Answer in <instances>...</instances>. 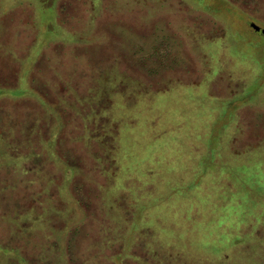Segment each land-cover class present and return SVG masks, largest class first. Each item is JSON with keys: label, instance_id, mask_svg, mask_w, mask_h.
Returning a JSON list of instances; mask_svg holds the SVG:
<instances>
[{"label": "rangeland", "instance_id": "374dc122", "mask_svg": "<svg viewBox=\"0 0 264 264\" xmlns=\"http://www.w3.org/2000/svg\"><path fill=\"white\" fill-rule=\"evenodd\" d=\"M254 24L264 0H0V81L21 68L44 94L0 112L41 124L55 183L49 197L43 176L0 168V210L20 205L16 178L35 183L40 219L21 238L40 264H264ZM16 227L0 220V236Z\"/></svg>", "mask_w": 264, "mask_h": 264}, {"label": "trees", "instance_id": "16d2710c", "mask_svg": "<svg viewBox=\"0 0 264 264\" xmlns=\"http://www.w3.org/2000/svg\"><path fill=\"white\" fill-rule=\"evenodd\" d=\"M47 7L50 8V6ZM20 70L21 68L15 71L17 81L14 84L3 83L0 81V100L7 99L9 97L17 98L16 100L18 101L33 98L34 101L39 103V105L41 103L44 104V94L39 92L35 83L30 84L29 81H27V77L26 79H23ZM48 106V112L51 115L54 113L56 114L57 111L53 109L50 103H48ZM40 126L41 124L34 121L26 123V120H21L19 117H14L11 114L3 115L0 112V155L7 156L9 158L8 160L1 162L0 168L2 169L5 167L8 172H13L17 169L16 171L18 172L23 171L24 173L34 174L39 176V178L43 176L48 188L46 193H48L50 195L49 197H51L52 195H55V192H53L55 183L51 178H49L51 181L48 180L46 173L43 171L42 164H40V160L36 159L37 156L40 155L39 145H43V140L39 132ZM55 135L57 137V131L55 132L54 129L52 130L51 136L46 143V149L48 150L50 158L55 157L57 154L55 147ZM19 156L24 158V163H11V158L15 161V157ZM30 161L33 162L30 163ZM63 169L65 176L64 182L69 183L75 175V171L72 167H69L66 164ZM16 179L19 180L20 183L19 192L16 194L18 195L20 205L14 208L5 206L2 210H0V220L8 222L13 221V223L17 225L16 228H8V232L6 231V234L1 233L0 257H2L4 261L2 263L0 262V264H40L41 258L38 261V257H36L33 253L28 252L27 244L21 238V236L25 235L30 229H32V224L31 226L28 225L31 218L40 219V214L38 213V200L40 193L38 189L32 187L35 183L30 180L22 178ZM3 182L4 181H1L0 184ZM12 182L13 184L11 186H18L15 180ZM10 183L11 182H8L7 185ZM29 233L30 232H28V234ZM18 237L21 238V241L18 240ZM25 237H27V235H25ZM55 246H57V243ZM57 247L56 249H59V245ZM119 255L121 256V254Z\"/></svg>", "mask_w": 264, "mask_h": 264}, {"label": "water", "instance_id": "95a60500", "mask_svg": "<svg viewBox=\"0 0 264 264\" xmlns=\"http://www.w3.org/2000/svg\"><path fill=\"white\" fill-rule=\"evenodd\" d=\"M254 27H255L256 32L264 34V28L256 24H254Z\"/></svg>", "mask_w": 264, "mask_h": 264}]
</instances>
